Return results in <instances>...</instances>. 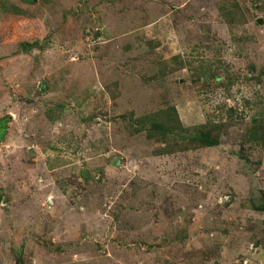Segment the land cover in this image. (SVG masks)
Wrapping results in <instances>:
<instances>
[{
	"label": "rangeland",
	"instance_id": "obj_1",
	"mask_svg": "<svg viewBox=\"0 0 264 264\" xmlns=\"http://www.w3.org/2000/svg\"><path fill=\"white\" fill-rule=\"evenodd\" d=\"M2 121L0 264H264V0H0Z\"/></svg>",
	"mask_w": 264,
	"mask_h": 264
},
{
	"label": "trees",
	"instance_id": "obj_2",
	"mask_svg": "<svg viewBox=\"0 0 264 264\" xmlns=\"http://www.w3.org/2000/svg\"><path fill=\"white\" fill-rule=\"evenodd\" d=\"M30 1H32V0H30ZM9 10L13 11V12H16V13L21 11V10L18 11L16 9H9ZM23 45L25 46V49H27L28 47H31V48L33 47L34 48V46L38 45V42H35L34 44L25 42ZM165 118H167V120H168V121H165V122H169L170 123L169 125H167L165 127L164 123H163L164 124L163 125L158 120H154V121L151 122V128H153V129L161 128V127L167 128L168 126L174 125L173 122H171L172 119H170L168 117H165ZM177 119H178V121H177V123H178L180 121V119H179V117ZM255 122H258V120L255 121ZM2 124H4V121L0 122V125H2ZM256 128H257V126H255V129ZM177 129H178L177 127H174L173 131H176ZM5 131H6L5 127L2 129L1 126H0V139H2V137L4 136ZM258 133H259V128H258ZM256 135H258V134H256ZM188 139H189L188 141H190V143H196L198 145L207 146V147L208 146H216V145H218L220 143L219 136L217 134H214L212 131H209L208 133L206 131H202L201 134H196V135L195 134H191ZM254 206H255L256 210L264 212V202L262 204L260 203L258 205H254Z\"/></svg>",
	"mask_w": 264,
	"mask_h": 264
},
{
	"label": "water",
	"instance_id": "obj_3",
	"mask_svg": "<svg viewBox=\"0 0 264 264\" xmlns=\"http://www.w3.org/2000/svg\"><path fill=\"white\" fill-rule=\"evenodd\" d=\"M259 22H261V20H259ZM16 264H21V260L20 259H17L16 260Z\"/></svg>",
	"mask_w": 264,
	"mask_h": 264
}]
</instances>
